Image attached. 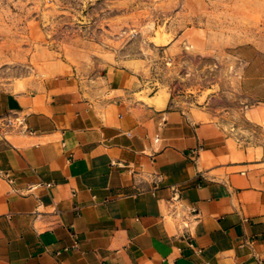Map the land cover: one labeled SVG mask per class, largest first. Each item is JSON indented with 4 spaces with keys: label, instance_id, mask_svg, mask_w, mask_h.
<instances>
[{
    "label": "crops",
    "instance_id": "0c3cea01",
    "mask_svg": "<svg viewBox=\"0 0 264 264\" xmlns=\"http://www.w3.org/2000/svg\"><path fill=\"white\" fill-rule=\"evenodd\" d=\"M114 60L0 68V264H264V102Z\"/></svg>",
    "mask_w": 264,
    "mask_h": 264
},
{
    "label": "rangeland",
    "instance_id": "374dc122",
    "mask_svg": "<svg viewBox=\"0 0 264 264\" xmlns=\"http://www.w3.org/2000/svg\"><path fill=\"white\" fill-rule=\"evenodd\" d=\"M32 55L129 58L151 91L191 100L237 77L264 102V0H0V68Z\"/></svg>",
    "mask_w": 264,
    "mask_h": 264
},
{
    "label": "built area",
    "instance_id": "2783aa9c",
    "mask_svg": "<svg viewBox=\"0 0 264 264\" xmlns=\"http://www.w3.org/2000/svg\"><path fill=\"white\" fill-rule=\"evenodd\" d=\"M4 177H6L8 180H10V177L7 175V173L4 174ZM46 186H50V183H46Z\"/></svg>",
    "mask_w": 264,
    "mask_h": 264
}]
</instances>
